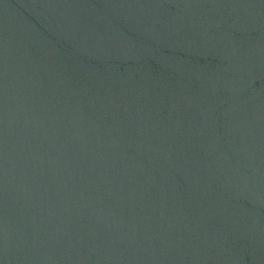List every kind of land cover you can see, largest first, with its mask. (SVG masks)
Here are the masks:
<instances>
[{
  "label": "water",
  "instance_id": "obj_1",
  "mask_svg": "<svg viewBox=\"0 0 264 264\" xmlns=\"http://www.w3.org/2000/svg\"><path fill=\"white\" fill-rule=\"evenodd\" d=\"M0 264H264V0H0Z\"/></svg>",
  "mask_w": 264,
  "mask_h": 264
}]
</instances>
